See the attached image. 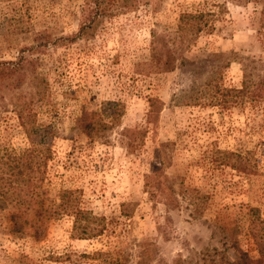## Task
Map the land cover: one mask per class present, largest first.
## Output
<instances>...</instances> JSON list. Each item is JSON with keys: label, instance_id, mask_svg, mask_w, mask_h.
I'll return each mask as SVG.
<instances>
[{"label": "rangeland", "instance_id": "1", "mask_svg": "<svg viewBox=\"0 0 264 264\" xmlns=\"http://www.w3.org/2000/svg\"><path fill=\"white\" fill-rule=\"evenodd\" d=\"M261 9L260 0H0V67L16 70L0 80V156L30 146L23 127L48 126L39 192L55 206L61 189L76 190L103 225L75 239L61 216L34 241L12 233L13 209L0 208V264H200L253 253L250 223L264 222ZM184 12L202 14L203 27L181 44ZM153 46L176 52L170 72L154 69ZM243 81L246 94L221 98ZM82 114L104 124L95 136L78 129ZM214 152L240 155L245 171L216 165Z\"/></svg>", "mask_w": 264, "mask_h": 264}, {"label": "trees", "instance_id": "2", "mask_svg": "<svg viewBox=\"0 0 264 264\" xmlns=\"http://www.w3.org/2000/svg\"><path fill=\"white\" fill-rule=\"evenodd\" d=\"M260 1L262 2L261 13L264 14V0ZM202 18L200 13H181L177 21L176 40L181 44L190 41L195 34L201 31ZM85 29L80 26L79 37L85 34ZM151 51V63L154 69L159 72H170L176 52L167 48L166 52L160 54L154 46ZM15 71L5 66L0 67V80L9 79ZM242 85L239 90L227 89L219 94L221 98H224L226 93L239 97L247 92L246 81H243ZM116 119V115L110 112L106 120L108 126L113 125ZM102 126L104 124L90 120L86 114H82L77 119L78 129L87 137L95 136L98 128ZM23 130L30 146L18 152L5 151L0 156V208L9 206L13 209L10 215L11 232L37 241L44 232L47 220L66 216L72 222L71 236L73 238L83 240L99 236L103 230L101 219L78 206L76 190L61 189L56 195L57 205L48 206L46 204V199L39 192V187L44 177L46 162L49 159V148L44 145L43 141L51 133L48 126L32 125L23 127ZM128 137L125 138L128 139ZM132 142L126 144L127 147L132 148ZM212 162L216 165L230 164L239 172H244L246 169L244 159L238 154L217 152ZM250 224L253 253L238 251L237 258L233 262L225 260L222 256L216 261L211 258H201L200 264H264V222L254 218ZM257 225L261 226V230H254V226Z\"/></svg>", "mask_w": 264, "mask_h": 264}]
</instances>
